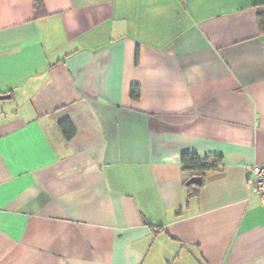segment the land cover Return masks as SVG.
Segmentation results:
<instances>
[{
    "label": "crops",
    "instance_id": "0c3cea01",
    "mask_svg": "<svg viewBox=\"0 0 264 264\" xmlns=\"http://www.w3.org/2000/svg\"><path fill=\"white\" fill-rule=\"evenodd\" d=\"M42 3L0 0V264H264V0Z\"/></svg>",
    "mask_w": 264,
    "mask_h": 264
},
{
    "label": "trees",
    "instance_id": "16d2710c",
    "mask_svg": "<svg viewBox=\"0 0 264 264\" xmlns=\"http://www.w3.org/2000/svg\"><path fill=\"white\" fill-rule=\"evenodd\" d=\"M35 7L39 11L43 8L42 0H35ZM257 20L261 35H264V3L255 6ZM139 97L138 89L132 90V98L137 100ZM62 132L68 139H71L74 135V128L68 121L60 123ZM183 171L190 174L191 177H200L202 183L200 185L191 184L187 186L188 196L195 198L199 195L202 187L203 180L208 173L216 172L223 166V159L219 156L214 157H199L195 154L186 153L182 155Z\"/></svg>",
    "mask_w": 264,
    "mask_h": 264
},
{
    "label": "built area",
    "instance_id": "2783aa9c",
    "mask_svg": "<svg viewBox=\"0 0 264 264\" xmlns=\"http://www.w3.org/2000/svg\"><path fill=\"white\" fill-rule=\"evenodd\" d=\"M253 171L256 174V180L253 186L258 192L264 208V166H255Z\"/></svg>",
    "mask_w": 264,
    "mask_h": 264
},
{
    "label": "water",
    "instance_id": "95a60500",
    "mask_svg": "<svg viewBox=\"0 0 264 264\" xmlns=\"http://www.w3.org/2000/svg\"><path fill=\"white\" fill-rule=\"evenodd\" d=\"M189 183L200 185L202 183V179L200 177H194L189 181Z\"/></svg>",
    "mask_w": 264,
    "mask_h": 264
}]
</instances>
